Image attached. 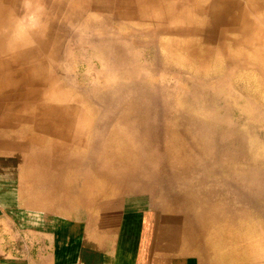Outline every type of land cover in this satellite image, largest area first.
<instances>
[{"label": "rangeland", "instance_id": "1", "mask_svg": "<svg viewBox=\"0 0 264 264\" xmlns=\"http://www.w3.org/2000/svg\"><path fill=\"white\" fill-rule=\"evenodd\" d=\"M177 81L185 118L239 141L232 187L256 168L259 194L244 188L241 204L199 172L186 178L196 141L182 122L167 157L163 136L136 149L103 112L105 82L178 98ZM0 158L57 162L91 210L149 197V224L199 264H264V0H0Z\"/></svg>", "mask_w": 264, "mask_h": 264}, {"label": "crops", "instance_id": "2", "mask_svg": "<svg viewBox=\"0 0 264 264\" xmlns=\"http://www.w3.org/2000/svg\"><path fill=\"white\" fill-rule=\"evenodd\" d=\"M58 169L0 158V264H199L149 224V197L135 193L91 210L75 205Z\"/></svg>", "mask_w": 264, "mask_h": 264}, {"label": "bare ground", "instance_id": "3", "mask_svg": "<svg viewBox=\"0 0 264 264\" xmlns=\"http://www.w3.org/2000/svg\"><path fill=\"white\" fill-rule=\"evenodd\" d=\"M73 1L75 2V0H71V2ZM103 42L104 37L100 35L99 44L101 49L103 48L101 45ZM105 65L109 69L108 62ZM110 68H113V66L111 65ZM139 70H141L140 66L133 67L132 74H136ZM163 78L161 76V80ZM152 80L155 86L156 81L154 79ZM150 81L151 79H149ZM106 84L107 82L104 85L106 90L103 92L102 98H100L102 100L103 112L114 124L120 125L125 134L131 136V142H129L131 146L140 150L149 148V146L158 145L159 142L153 143L152 140L161 136H163L164 147L169 146V142L174 137L179 136V125L182 122L186 126V130H189L187 135L192 136L196 141L193 145L187 144L191 147L188 149L189 155L186 159V162L189 164V169L186 172L187 174H185L186 178L191 177V172H199V174H202L200 181L206 179L210 184L215 181L216 189L224 195V198H231L233 201L241 204L247 201V198H244V188L246 190L249 189L248 192L252 195L261 192V172L251 167H245L242 171L232 175L238 179L239 183L238 185L233 184L234 186L232 187L228 177L229 173L232 172V161L236 156H234L229 146L233 144V141H236L237 144L239 141L234 139L231 132L225 128L223 134L220 135V142H217L212 125H209L211 124L210 122L207 124L206 120H200V118H185L186 116L183 114L184 117L180 111V82L177 81L175 86L178 91V98L168 96L170 94L167 92L168 95L164 92L160 98H156L152 93L144 92L143 94V92L141 93L136 88L128 87V85L117 84L118 86L112 87V85ZM160 88L162 87L158 89ZM110 90H113V95L109 94ZM127 90L128 92L126 94L125 92ZM120 94L124 95L120 96ZM186 95L187 93L184 92V98L182 100L186 99ZM96 101L98 102L99 99L97 98ZM60 110L61 108L56 109V111ZM208 119L213 120L212 117H208ZM221 122L224 124L225 120ZM169 151L167 147L163 150L164 154H167V157H170ZM193 154H195V157H193ZM138 159V164L140 165H146V162L154 161L153 158L140 157ZM189 170L190 172H188ZM216 173L221 174V176H212ZM97 174L100 177H104L105 175L102 170L100 172L97 171ZM212 187H215V185L211 184V190Z\"/></svg>", "mask_w": 264, "mask_h": 264}]
</instances>
